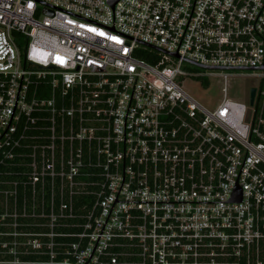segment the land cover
<instances>
[{
  "label": "built area",
  "instance_id": "obj_1",
  "mask_svg": "<svg viewBox=\"0 0 264 264\" xmlns=\"http://www.w3.org/2000/svg\"><path fill=\"white\" fill-rule=\"evenodd\" d=\"M0 264H264V0H0Z\"/></svg>",
  "mask_w": 264,
  "mask_h": 264
},
{
  "label": "rangeland",
  "instance_id": "obj_2",
  "mask_svg": "<svg viewBox=\"0 0 264 264\" xmlns=\"http://www.w3.org/2000/svg\"><path fill=\"white\" fill-rule=\"evenodd\" d=\"M257 84V79L252 76L232 77L227 81L228 95L232 98H243L249 88ZM225 85L223 78H214L211 81L206 78L202 80H185L184 87L203 101L207 106L218 102L222 96V88Z\"/></svg>",
  "mask_w": 264,
  "mask_h": 264
},
{
  "label": "water",
  "instance_id": "obj_3",
  "mask_svg": "<svg viewBox=\"0 0 264 264\" xmlns=\"http://www.w3.org/2000/svg\"><path fill=\"white\" fill-rule=\"evenodd\" d=\"M251 94H252V99H253L254 94H255V88H252V90H251Z\"/></svg>",
  "mask_w": 264,
  "mask_h": 264
}]
</instances>
